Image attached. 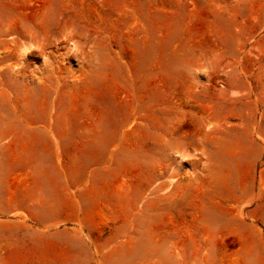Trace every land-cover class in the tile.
Here are the masks:
<instances>
[{
    "label": "rangeland",
    "instance_id": "374dc122",
    "mask_svg": "<svg viewBox=\"0 0 264 264\" xmlns=\"http://www.w3.org/2000/svg\"><path fill=\"white\" fill-rule=\"evenodd\" d=\"M74 259L264 264V0H0V264Z\"/></svg>",
    "mask_w": 264,
    "mask_h": 264
},
{
    "label": "crops",
    "instance_id": "0c3cea01",
    "mask_svg": "<svg viewBox=\"0 0 264 264\" xmlns=\"http://www.w3.org/2000/svg\"><path fill=\"white\" fill-rule=\"evenodd\" d=\"M68 264H85V262L82 261L81 259H74V260H70Z\"/></svg>",
    "mask_w": 264,
    "mask_h": 264
},
{
    "label": "clouds",
    "instance_id": "9594fccd",
    "mask_svg": "<svg viewBox=\"0 0 264 264\" xmlns=\"http://www.w3.org/2000/svg\"><path fill=\"white\" fill-rule=\"evenodd\" d=\"M28 49H25V51H27ZM74 51L76 50L75 48L73 49ZM181 155H183V153H181Z\"/></svg>",
    "mask_w": 264,
    "mask_h": 264
}]
</instances>
